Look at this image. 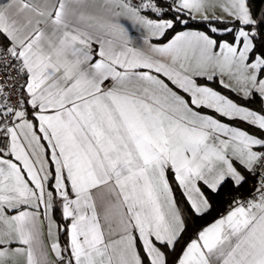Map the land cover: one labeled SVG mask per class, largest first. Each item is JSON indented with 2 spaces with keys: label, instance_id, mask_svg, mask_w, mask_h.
Instances as JSON below:
<instances>
[{
  "label": "snow or ice",
  "instance_id": "1",
  "mask_svg": "<svg viewBox=\"0 0 264 264\" xmlns=\"http://www.w3.org/2000/svg\"><path fill=\"white\" fill-rule=\"evenodd\" d=\"M210 8L231 24L230 39L175 31L185 15L208 20ZM0 69L24 79L14 104L0 85V264H169L164 250L185 231L169 173L203 215L211 205L201 184L215 193L246 182L236 163L260 170L258 187L175 264H264V135L223 122L264 133V112L201 83L218 78L264 98V9L257 16L250 0H0ZM57 198L67 248L53 232Z\"/></svg>",
  "mask_w": 264,
  "mask_h": 264
},
{
  "label": "trees",
  "instance_id": "2",
  "mask_svg": "<svg viewBox=\"0 0 264 264\" xmlns=\"http://www.w3.org/2000/svg\"><path fill=\"white\" fill-rule=\"evenodd\" d=\"M161 3L166 6V0H161ZM251 7L253 8L254 12L259 15L261 9H264V0H250ZM173 16V13L168 12L164 17L171 19ZM182 19L187 20V24H177L175 31H179L181 29L185 28H196L205 30L209 34L213 35L214 37L218 38H228L231 37L229 34L225 31L226 27H231L230 23H222L216 19H200V18H190L189 16L185 15L182 17ZM226 21V20H224ZM211 27H216L218 29L217 33H211L209 29ZM174 32H169L168 35L159 40V41H165L167 40ZM202 82H206L210 84L211 86L215 87L216 89H219L228 95H230L232 98L237 100L238 102L245 104L247 106H251L253 108L263 110V104L264 99L259 96V94H254L248 98H244L241 96L236 95L235 93L229 91L228 89H224L221 85H219L217 80H214L212 82H207L202 80ZM247 128L254 130L255 129L251 126L247 125ZM170 180L175 188V197L177 201V205L179 207V210L181 212V215L185 222V231L182 234V238L177 244L175 250L171 249H165L167 259L169 264H174L176 258L180 255L182 249L186 245L188 241L193 239L198 231L206 225L208 222L216 218L217 216L224 213L233 203L236 199H242L249 193H251L255 187V177L251 175L250 172L246 175V182H244L240 187H235L233 183L229 180L227 183H225L218 192H211L207 190L204 186H202L203 191L205 192V195L207 196L209 203L211 207L207 212H205L203 215H195L190 210V205L186 200V197L182 195L181 190L177 187L176 182L172 178L171 173H169ZM55 217L59 223L60 231V241L63 246V248H67V221L63 218L62 214L59 211L58 207H55ZM68 256V255H67Z\"/></svg>",
  "mask_w": 264,
  "mask_h": 264
},
{
  "label": "crops",
  "instance_id": "3",
  "mask_svg": "<svg viewBox=\"0 0 264 264\" xmlns=\"http://www.w3.org/2000/svg\"><path fill=\"white\" fill-rule=\"evenodd\" d=\"M132 3H133V2H132ZM140 3H141V0H140V2H138V3H133V4H140ZM209 10H211V8H210ZM143 14L148 15L150 18L156 19V17H155L152 13H150V12H145V13H143ZM208 16L210 17V14H208ZM196 17H200V16H199V15H196ZM163 18H164V19H169V18H166V17H163ZM124 23H125L126 26L129 28L130 33L134 36V38L137 40V42H138V43L142 42V40H143V33H142L141 29H140L139 27L133 25L130 21H126V20H125ZM179 31H204V32H206L205 30L196 29V28H185V29H181V30H179ZM206 33H208V32H206ZM208 34H209V33H208ZM172 35H174V33H173ZM172 35H171V36H172ZM210 35H211V34H210ZM171 36H170L168 39H170ZM166 41H167V40H165V41H157V40H153L154 43H164V42H166ZM217 81H218V78H217ZM201 83H206V82H202V81H201ZM207 84H208V83H207ZM208 85L211 86L210 84H208ZM211 87H213V86H211ZM213 88H214L215 90H217V91H220L222 94L228 96L230 99H232L235 103L239 104L240 106L247 107V108H249L250 110H254V111L258 112V113H260V112H264V109H263V110H259V109L253 108V107H251V106H247V105H245V104H242V103L238 102L237 100H235L234 98H232V97H231L230 95H228L227 93H225V92H223V91H221V90H219V89H216L215 87H213ZM233 93H235V94L238 95V96L243 97V95L240 94V93H236V92H233ZM263 99H264V98H263ZM263 107H264V104H263ZM27 109H28L29 112H31V108H30V106H27ZM205 111H206L207 114H210V115H214V116H217V115H218V114L213 113L211 110H205ZM223 122H225V123H229L231 126H239L240 128H242V129H244V130H247V131H249V133H251V134H255V135L258 136V137L264 135V133L258 131L255 127H253V128L255 129V131H254V130H251V129L247 128V125H248V124L243 123V122H240V121H238V120H236V121H228L227 118H224ZM34 123H35V121H34ZM248 126H249V125H248ZM45 143H46V142H45ZM236 167H237L238 170H239V171H240V172L246 177L248 171L245 170V169H244L242 166H240L238 163H236ZM53 168H54V166H53ZM169 180H170V177H169ZM170 183L172 184L171 180H170ZM52 184H54V181L50 179L49 184H48V188H49V190H51V186H52ZM202 186H203V185L201 184V187H202ZM172 187H173V192H174V195H175V188H174L173 184H172ZM177 187H178V186H177ZM202 190H203V189H202ZM209 204H210V203H209ZM55 207H58L60 213L62 214V207H61V203H60V201H59L58 198H57L56 203L54 204V209H53V212H52V219L55 221V226H54V228H53V232H54V233L56 234V236L58 237V240H59V243H60V245H61V248H63V246H62V244H61V241H60V235H59L60 227H59V223H58V221H57V219H56V217H55V212H54V211H55ZM177 207H178V205H177ZM178 208H179V207H178ZM229 208H230V207H229ZM229 208H228L224 213H222L221 215L217 216L216 218H214L213 220H211L210 222H208L206 225H204L200 230H202L204 227L210 225L212 222H214L216 219L220 218L222 215L226 214L227 211L229 210ZM41 211H42V209H41ZM180 213H181V212H180ZM10 214H11V213H10ZM62 216H63V215H62ZM181 216H182V215H181ZM68 224H69V221H67V227H68ZM200 230H199V231H200ZM42 231H43V233H44V236H43V238H44V243H45V246L47 247L48 245H50L51 240H50V239L48 238V236H47V222H46V221H45V223H44V225H43ZM199 231H198V232H199ZM67 237H68V241H67V246H68V243H69V234H68V232H67ZM194 238H196V236H195ZM194 238H193V239H194ZM188 242H189V241H188ZM14 246H15V245H14ZM184 247H185V246H184ZM48 250H49V258L54 260L55 257H54L53 254H51L50 248H49ZM64 255H68V256H69L68 252H65ZM174 264H175V263H174Z\"/></svg>",
  "mask_w": 264,
  "mask_h": 264
},
{
  "label": "built area",
  "instance_id": "4",
  "mask_svg": "<svg viewBox=\"0 0 264 264\" xmlns=\"http://www.w3.org/2000/svg\"><path fill=\"white\" fill-rule=\"evenodd\" d=\"M131 2L133 3H138L140 2V0H131ZM9 71L11 72L12 70L9 69ZM24 83V79L21 78L20 76L16 75L14 72L12 73V79L11 80H6L5 74L3 72L2 69H0V85H4L5 88V94H7L9 96V103L14 104L17 99L21 96L22 94V88L20 87V85H22ZM13 85H15L13 87ZM25 98H26V93H24ZM27 107V105H26ZM4 143L3 139H0V146H2ZM260 170L257 169L256 174H252V176L255 177V183H256V187H258V183L260 180V175H259ZM255 187V189H256ZM255 189L249 193L248 195H246L245 197H243L242 199H248L251 197V195L254 193ZM65 257V261L68 260L69 256L64 255Z\"/></svg>",
  "mask_w": 264,
  "mask_h": 264
},
{
  "label": "rangeland",
  "instance_id": "5",
  "mask_svg": "<svg viewBox=\"0 0 264 264\" xmlns=\"http://www.w3.org/2000/svg\"><path fill=\"white\" fill-rule=\"evenodd\" d=\"M208 14H210L209 19H213V11H212V10H209V11H208ZM214 14H215L216 16H223V19L226 20V21L230 20L229 17L224 16L223 13H221L218 9L215 10V13H214ZM195 17H196V16H195ZM196 18H200V19H202L201 17H196Z\"/></svg>",
  "mask_w": 264,
  "mask_h": 264
}]
</instances>
